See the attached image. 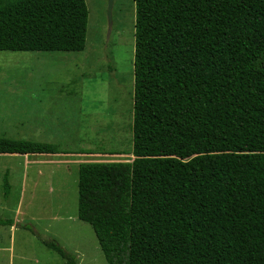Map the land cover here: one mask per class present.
<instances>
[{
    "label": "trees",
    "instance_id": "trees-1",
    "mask_svg": "<svg viewBox=\"0 0 264 264\" xmlns=\"http://www.w3.org/2000/svg\"><path fill=\"white\" fill-rule=\"evenodd\" d=\"M135 2L134 158L79 164L78 217L108 264H264V0ZM88 24L86 0H0V51H83Z\"/></svg>",
    "mask_w": 264,
    "mask_h": 264
},
{
    "label": "rangeland",
    "instance_id": "rangeland-1",
    "mask_svg": "<svg viewBox=\"0 0 264 264\" xmlns=\"http://www.w3.org/2000/svg\"><path fill=\"white\" fill-rule=\"evenodd\" d=\"M86 1L85 50L0 51V136L65 152L0 155L20 180L6 196L0 168V217L18 219L13 232L0 225V264H65L50 240L77 264H108L93 227L78 217L79 164L134 158L136 2L115 0L110 32L109 0Z\"/></svg>",
    "mask_w": 264,
    "mask_h": 264
},
{
    "label": "crops",
    "instance_id": "crops-1",
    "mask_svg": "<svg viewBox=\"0 0 264 264\" xmlns=\"http://www.w3.org/2000/svg\"><path fill=\"white\" fill-rule=\"evenodd\" d=\"M13 155H17V154H13ZM52 162H54V161H52ZM1 164H0V168L1 167H3V168H5V170H4V173H2V174H5V175H8V176H4V178H7L8 179V181H9V183H10V192L13 190V182H14V185L17 183V182H20V180H18V179H16V177H17V173H19V171L17 170V168H14V166L12 165V164H9L10 162L9 161H7V162H0ZM25 167H27V166H25ZM39 171H40V169H39ZM0 173H1V170H0ZM37 174L38 175H40L39 173H38V171H37ZM23 176L24 177V175H25V178L27 177V174H25V168L23 169V170H21V174H20V176ZM41 176V175H40ZM5 194V193H4ZM10 194V193H9ZM8 194V195H9ZM7 196V195H6ZM16 215L18 216L19 214L18 213H16ZM5 219V218H4ZM7 219V218H6ZM13 220V219H12ZM16 220H18L17 218H16ZM16 220H13V222H14V224L13 225H1L2 227H9V229H10V231L11 232H13V231H15V229H16V225H17V223H18V221H16ZM38 262V261H37Z\"/></svg>",
    "mask_w": 264,
    "mask_h": 264
},
{
    "label": "water",
    "instance_id": "water-1",
    "mask_svg": "<svg viewBox=\"0 0 264 264\" xmlns=\"http://www.w3.org/2000/svg\"><path fill=\"white\" fill-rule=\"evenodd\" d=\"M115 0H109L108 4V21H109V31L111 32L113 26V9Z\"/></svg>",
    "mask_w": 264,
    "mask_h": 264
}]
</instances>
